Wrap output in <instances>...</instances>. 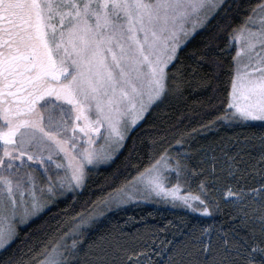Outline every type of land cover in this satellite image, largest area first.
Wrapping results in <instances>:
<instances>
[{"label":"snow or ice","instance_id":"1","mask_svg":"<svg viewBox=\"0 0 264 264\" xmlns=\"http://www.w3.org/2000/svg\"><path fill=\"white\" fill-rule=\"evenodd\" d=\"M244 11L236 23L238 0H0V252L19 239L21 225L83 189L91 168L127 149L132 170L114 174L95 207L58 225L55 239L0 264H133L138 254L115 226L84 239L101 217L141 201L211 214L207 179L199 195L181 194L204 170L191 168L186 154L173 155L171 144L150 152L146 165L132 163L133 136L170 96L182 95V74L170 68L204 32L189 59L219 80L226 58L230 87L212 105L222 114L202 126L259 122L264 145V0ZM215 172L213 163L219 179ZM250 191L264 193V186ZM226 195L244 198L230 188ZM239 211L243 236L233 229L231 239L227 232L214 239L204 229L174 238L165 264H264V198Z\"/></svg>","mask_w":264,"mask_h":264},{"label":"trees","instance_id":"2","mask_svg":"<svg viewBox=\"0 0 264 264\" xmlns=\"http://www.w3.org/2000/svg\"><path fill=\"white\" fill-rule=\"evenodd\" d=\"M255 2L238 0L240 16L235 17L236 23L247 14L244 11L247 6ZM206 39L207 33L195 35L180 53L176 67L170 68L173 72L179 69L182 74L179 81L182 95L170 96L134 134L136 151L132 163L146 165L150 152L159 149L161 144L163 147L171 144L169 151L173 155L186 154V157H190L186 162L191 168L196 169L197 173L204 170L203 175L192 178L190 187L182 190L199 195L198 185L201 180L207 179L211 214L194 213L190 209L174 207L172 203L152 202L128 205L123 210L108 213L107 218L101 217L96 228L89 231L84 239L91 242L100 232L115 226L123 233L121 239L127 241L129 249L138 254L132 257L133 264L141 257H150L152 264H165V250L171 247L169 241L174 238L185 239L189 235L199 236L204 229H208L214 239L225 232L231 239L233 229L243 236L246 229L241 225L239 209L256 207L264 198V193L250 191L264 186V161L260 160L264 145L259 138L262 131L259 122L249 126L217 121L213 127L202 126L222 114L212 105L219 106L225 94L224 88L230 87L226 58L222 57L224 71L219 80H209L205 75L206 66L199 68L189 59L190 54L200 49ZM209 97H212L211 101ZM161 135L164 136L163 142L160 140ZM153 140L156 141L155 145ZM176 140H182V143L177 144ZM128 143L131 146L132 141ZM127 156L128 150L125 149L107 167L90 172L83 189L59 199L49 210L20 229L19 239L7 253L0 252V260L6 259L13 251L20 255L21 250L27 253L29 247L38 248L39 242L55 239L59 235L58 225H66L76 212L91 211L95 207L92 201L112 182L114 174L122 178L132 171L130 167L126 168ZM229 157L233 158L232 176L228 175ZM213 163L215 176L219 179L211 175ZM229 188L244 198L237 202L235 198L226 196ZM64 230H67L66 227Z\"/></svg>","mask_w":264,"mask_h":264},{"label":"rangeland","instance_id":"3","mask_svg":"<svg viewBox=\"0 0 264 264\" xmlns=\"http://www.w3.org/2000/svg\"><path fill=\"white\" fill-rule=\"evenodd\" d=\"M192 39V38H191ZM190 39V40H191ZM189 40V41H190ZM189 41H188V43H189ZM187 43V44H188ZM186 44V45H187ZM224 123H227V124H230L229 122H227V121H224ZM252 123H256V122H252ZM112 162V161H111ZM111 162H109V163H107V164H100V165H98L97 167H95V168H91L90 169V172H92V171H96V170H98V169H100V168H103V167H107ZM89 172V173H90ZM184 192H183V190L181 189V194H183ZM73 193H68V194H66L65 196H62V197H58L56 200H55V202L54 203H51L50 205H48L46 208H45V210L43 211V212H41L40 214H38L36 217H34L29 223H27V224H25V225H21L20 226V229H22V228H25L26 226H28L31 222H33L35 219H37L40 215H42L44 212H46L47 210H49L59 199H62V198H64V197H66V196H68V195H72ZM227 196V195H226ZM231 198H234V197H231ZM160 202H164V201H160ZM139 203H143V204H152V202H144V201H141V202H139ZM166 203H171V202H166ZM133 204H138V203H133ZM133 204H129V205H133ZM128 206V205H127ZM150 257H148V258H146V257H141V258H139L137 261H136V263L135 264H152L151 263V260L149 259Z\"/></svg>","mask_w":264,"mask_h":264}]
</instances>
